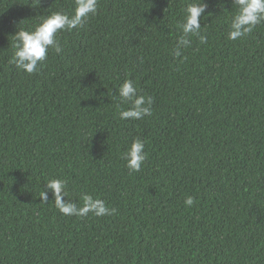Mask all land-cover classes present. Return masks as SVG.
Here are the masks:
<instances>
[{"label": "trees", "instance_id": "obj_1", "mask_svg": "<svg viewBox=\"0 0 264 264\" xmlns=\"http://www.w3.org/2000/svg\"><path fill=\"white\" fill-rule=\"evenodd\" d=\"M77 6L0 0V264H264V20L233 40L238 0H97L17 68L15 34ZM126 80L151 115L121 118ZM53 180L109 212L63 213Z\"/></svg>", "mask_w": 264, "mask_h": 264}, {"label": "clouds", "instance_id": "obj_2", "mask_svg": "<svg viewBox=\"0 0 264 264\" xmlns=\"http://www.w3.org/2000/svg\"><path fill=\"white\" fill-rule=\"evenodd\" d=\"M240 5L236 14L232 28L229 32L230 39H237L246 33H250L252 29L264 20V0H238ZM97 10V0H78V6L74 17H69L63 13H53L45 18L34 31L20 30L15 34L17 41L15 47L13 62L16 67L33 73L37 70L38 62L46 59L48 49L54 47L57 52L60 51L56 45V34L59 30L65 28H73L81 24L87 18L89 13L95 14ZM203 11V5L189 6L187 8L186 23L183 25L184 32H190L193 27H199V17ZM244 25L247 28L241 30ZM204 42V39H201ZM120 97L124 101H131L132 108L120 113L121 118L140 119L145 115H151V98L137 95V89L131 80H126L120 87ZM148 106H145V105ZM124 158L127 166L132 171H139L143 161L146 159L144 152V142L135 139ZM49 186L55 190L56 203L60 210L65 214L86 215L88 211H93L96 215H104L109 212L103 201H93L92 198L85 197V207L77 209L72 205H65L60 195L63 183L59 180H53ZM194 203L192 197L185 200V204L190 206Z\"/></svg>", "mask_w": 264, "mask_h": 264}]
</instances>
